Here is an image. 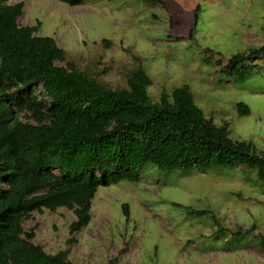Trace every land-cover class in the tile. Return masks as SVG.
<instances>
[{
	"label": "rangeland",
	"instance_id": "rangeland-1",
	"mask_svg": "<svg viewBox=\"0 0 264 264\" xmlns=\"http://www.w3.org/2000/svg\"><path fill=\"white\" fill-rule=\"evenodd\" d=\"M18 2L25 4L20 25L40 21L37 34L65 50L60 65L73 63L115 89L127 87L129 74L142 66L154 102L188 85L207 118L228 122L231 138L264 151V74L243 81L224 72L233 54L264 44V0L9 3ZM253 62L264 65V56ZM240 102L250 114L239 113ZM91 215L75 233L76 216L66 207L34 211L23 225L46 252L66 251L73 264H264L256 240L264 234V181L245 166L184 172L148 163L139 182L101 186Z\"/></svg>",
	"mask_w": 264,
	"mask_h": 264
},
{
	"label": "trees",
	"instance_id": "trees-1",
	"mask_svg": "<svg viewBox=\"0 0 264 264\" xmlns=\"http://www.w3.org/2000/svg\"><path fill=\"white\" fill-rule=\"evenodd\" d=\"M58 1L79 6L85 0ZM9 2L0 0V264H73L66 251L50 254L35 243L24 220L66 207L76 216L71 233L80 231L91 222L99 188L141 181L148 163L184 172L241 165L264 181V151L231 138L228 122L207 118L188 85L154 102L142 66L118 89L73 63L64 67L57 40L37 34L40 21L20 25L25 4ZM263 56L264 44L233 54L224 72L243 81L262 75L264 65L253 59ZM238 111L248 115L250 107L240 102ZM256 240L264 250V234Z\"/></svg>",
	"mask_w": 264,
	"mask_h": 264
}]
</instances>
